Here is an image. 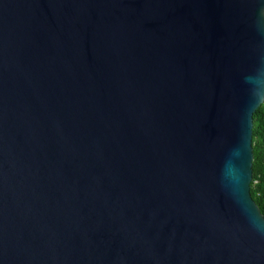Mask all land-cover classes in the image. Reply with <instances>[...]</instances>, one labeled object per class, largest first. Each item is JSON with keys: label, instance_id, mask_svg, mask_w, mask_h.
<instances>
[{"label": "water", "instance_id": "95a60500", "mask_svg": "<svg viewBox=\"0 0 264 264\" xmlns=\"http://www.w3.org/2000/svg\"><path fill=\"white\" fill-rule=\"evenodd\" d=\"M263 100L264 0H0V264H264Z\"/></svg>", "mask_w": 264, "mask_h": 264}, {"label": "trees", "instance_id": "16d2710c", "mask_svg": "<svg viewBox=\"0 0 264 264\" xmlns=\"http://www.w3.org/2000/svg\"><path fill=\"white\" fill-rule=\"evenodd\" d=\"M252 180L250 195L264 216V100L252 116Z\"/></svg>", "mask_w": 264, "mask_h": 264}, {"label": "snow or ice", "instance_id": "6c2138e0", "mask_svg": "<svg viewBox=\"0 0 264 264\" xmlns=\"http://www.w3.org/2000/svg\"><path fill=\"white\" fill-rule=\"evenodd\" d=\"M249 134H250V125H249Z\"/></svg>", "mask_w": 264, "mask_h": 264}]
</instances>
